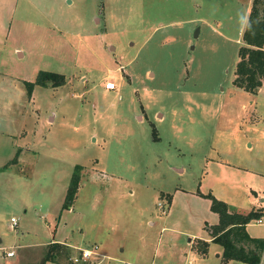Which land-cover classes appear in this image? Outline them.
Instances as JSON below:
<instances>
[{
	"label": "rangeland",
	"instance_id": "374dc122",
	"mask_svg": "<svg viewBox=\"0 0 264 264\" xmlns=\"http://www.w3.org/2000/svg\"><path fill=\"white\" fill-rule=\"evenodd\" d=\"M247 4L0 0L10 30L0 36V169L28 148L22 175L15 163L0 172V264L82 263L64 243L70 252L47 257L60 239L97 245L108 256L93 264H195L191 236L176 230L204 234L213 221L197 193L240 211L264 199V84H233ZM41 70L65 83L36 85L27 103L23 80ZM108 79L118 88L104 91ZM76 164L79 188L62 209ZM163 195L175 196L169 213ZM246 230L264 239V224Z\"/></svg>",
	"mask_w": 264,
	"mask_h": 264
},
{
	"label": "trees",
	"instance_id": "16d2710c",
	"mask_svg": "<svg viewBox=\"0 0 264 264\" xmlns=\"http://www.w3.org/2000/svg\"><path fill=\"white\" fill-rule=\"evenodd\" d=\"M243 45L238 50L239 60L236 65L233 84L249 92L264 84V0H251L247 24L242 33ZM28 95L34 85L56 87L65 83V76L56 72L41 70L34 81H23ZM155 136V134H154ZM156 138V137H155ZM12 162H14L12 160ZM3 166L2 169H5ZM82 166L76 164L66 190L62 209L71 206L79 184V171ZM210 200L211 211L218 214V222L209 227L212 242L222 247V258L225 261L236 260L248 264H259L264 259V239L251 237L245 226L264 217V209H251L248 213L231 210L223 200L212 194H201ZM203 248L194 246V250L203 255L207 252L208 242L201 240ZM70 252L69 248L58 242L50 243L46 254L54 259L55 255ZM78 264H86L78 263Z\"/></svg>",
	"mask_w": 264,
	"mask_h": 264
},
{
	"label": "crops",
	"instance_id": "0c3cea01",
	"mask_svg": "<svg viewBox=\"0 0 264 264\" xmlns=\"http://www.w3.org/2000/svg\"><path fill=\"white\" fill-rule=\"evenodd\" d=\"M250 3H251V0H248V4H247V7L245 8V11L246 10H250ZM12 11H13V9H11ZM248 13H249V11H248ZM248 15V14H247ZM245 27V26H244ZM9 32H10V30L8 29V30H6L5 28H0V36H5L6 34H7V37H8V35H9ZM16 51H17V54H18V56H22V52L17 48L16 49ZM17 81L18 80H22V78L21 77H14ZM23 81H25V80H23ZM24 84V83H23ZM24 87H25V85H24ZM45 87H48V86H45ZM57 87V86H56ZM116 88H118V84L116 85ZM35 90H36V85H34V87H33V89H32V91H31V93L28 95V93H27V90H26V88H25V99H26V102L28 103V101H30L31 100V98H33V96H35L34 95V93H35ZM115 90V89H114ZM104 91H110V90H108V89H105L104 88ZM21 94L23 93L22 91H19ZM24 95L23 96H21V99L19 100V103L17 102V105H20V106H22L23 105V103L25 102L24 100H23V97H24ZM30 96V97H29ZM21 103V104H20ZM11 105H14L13 103H12V101H6L5 102V104L4 105H2L3 107H1L2 108V110H4L5 112H9L10 110H11ZM50 120H52V117L50 118ZM21 129V130H20ZM14 133V132H13ZM16 133L18 134V136L20 137H22V136H25L26 134H27V131L25 130V128H23V125H21L19 128H18V130L16 131ZM8 135V134H7ZM9 136V135H8ZM26 146V144H24V146H22V147H19L18 148V150H17V152H16V154H15V156L13 157V158H11L9 161H8V163L7 164H5L4 166H6V168H5V170H7V168L9 169V165L11 164V163H15V164H18L19 166V170L18 171H20V173L19 174H23V172H24V170H23V167H24V160L26 159V151H28V148L27 147H25ZM12 160L14 161V162H12ZM28 160V159H27ZM26 165H28V163L26 164ZM75 166V165H74ZM24 169H25V167H24ZM73 169H74V167H73ZM1 172V171H0ZM30 175V174H29ZM27 176H28V174H27ZM29 177H31V175L29 176ZM79 188V187H78ZM250 190L254 193V195L256 194V196H257V193H256V191L255 190H253V189H251L250 188ZM77 191H78V189H77ZM202 194H204V193H202ZM174 195H176V193L174 194ZM170 196V195H168V196H164L163 195V197L166 199V203H167V211H166V213H169L170 212V208H171V206L173 205V200H174V198H175V196ZM196 195V194H195ZM197 195L201 198V199H206V198H204V197H202L200 194H198L197 193ZM255 196V197H256ZM195 197H197V196H195ZM256 199H257V197H256ZM264 199H260V203L258 204V203H256V204H252L251 202L249 203L251 206L250 207H247V208H245V207H243V209H245V210H242V211H240V209L238 210V209H235V208H232V207H230L231 208V210H235V211H237V212H239V213H248L251 209H264ZM208 202H209V207H210V200L208 199ZM210 209V208H209ZM70 210V209H69ZM211 210H209V212H210ZM210 213H212V214H214V219H213V221H207V220H205V219H203L204 221H202V224H201V228H203L204 230H205V233L203 234V233H186V231H182V230H180V231H178V230H176V232H178V233H182V234H187V235H190L191 237L188 239V247H190V249L192 250V252H191V255H192V253L195 255V257L196 258H193V259H191L192 260V262L193 263H195V264H207V260H209V258H210V255H212L213 254V257H215L216 259H219L220 258V255L222 256V247L220 246V245H218V244H216V243H213L211 240H212V237H211V235H210V229H209V227L211 226V225H214V224H216L217 222H218V214L217 213H215V212H213V211H211ZM253 222V221H252ZM251 223V222H250ZM250 223H248L246 226H245V229L248 227V225L250 224ZM264 224V223H263ZM170 229V230H174L173 228H169V227H166V226H164V227H162L161 229ZM57 230V229H56ZM247 231V230H246ZM247 233H248V231H247ZM198 234V235H197ZM251 237H254L255 235H251V234H249ZM200 239V240H204V241H207L208 242V251L205 253V254H203V255H200V254H198L193 248H194V245H193V240L194 239ZM55 242H58V243H60V244H67V245H69L70 247H74V248H76L77 250H79V249H83V248H85V247H82V246H74L72 243H68V242H65L64 241V239H60V240H57V241H55ZM63 244V245H64ZM65 246V245H64ZM67 247V246H66ZM211 253V254H210ZM264 253V252H263ZM194 255H192V256H194ZM13 256V255H12ZM104 256H108V255H105L104 253H100V252H98V256H94V258H93V261H95V260H99V263H100V261H101V259L104 257ZM9 257H11V256H9ZM97 260V261H98ZM234 261V260H233ZM183 264H186V261H185V259H184V257H183ZM216 264H217V262H216Z\"/></svg>",
	"mask_w": 264,
	"mask_h": 264
},
{
	"label": "built area",
	"instance_id": "2783aa9c",
	"mask_svg": "<svg viewBox=\"0 0 264 264\" xmlns=\"http://www.w3.org/2000/svg\"><path fill=\"white\" fill-rule=\"evenodd\" d=\"M103 86L105 89H108V90L116 89V83L112 79L105 80ZM10 221H11V227H15L17 225L16 218L11 217ZM255 222L258 224H263L264 218L262 217L257 218L255 219ZM79 251H80L79 256L77 258H73L74 262H82V263L85 262L86 264H93L94 256H98L97 245H94L92 248L79 249ZM5 254L7 257H9V256L14 255V251L8 250Z\"/></svg>",
	"mask_w": 264,
	"mask_h": 264
}]
</instances>
